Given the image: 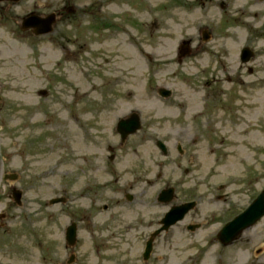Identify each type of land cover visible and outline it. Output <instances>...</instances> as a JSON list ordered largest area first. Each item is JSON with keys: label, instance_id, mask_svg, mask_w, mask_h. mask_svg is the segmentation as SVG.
<instances>
[{"label": "rangeland", "instance_id": "374dc122", "mask_svg": "<svg viewBox=\"0 0 264 264\" xmlns=\"http://www.w3.org/2000/svg\"><path fill=\"white\" fill-rule=\"evenodd\" d=\"M78 1L87 4V13H66L59 34L34 37L19 33L15 25H0V264H66L71 253L72 264H264V217L230 247L214 241L204 244L199 233L191 237L200 244L191 243L183 224H177L155 238L149 259L142 261L145 240L170 205L156 201L160 189L178 177L188 189L191 180L216 185L235 173L228 188L218 193L228 191L235 207L248 204L264 189V136L252 130L251 145L243 138L236 142V154L226 162L231 167L224 169L213 164L214 154L221 151L217 134L194 146L200 161L189 174L176 169L172 133L186 120L173 121V99L163 103L153 91L144 92L136 40L119 30L109 35L107 25L97 27L107 19H138L134 0H118L116 5L108 0ZM31 3L41 8L43 0H24L18 11L31 9ZM153 3L162 16L161 64L153 79L174 88L178 99L186 100L180 78L187 71L186 59L179 64L175 57L180 39L190 38L195 44L206 28L213 37L206 46L213 51L218 37L225 36L229 69L236 66L233 54L241 45L254 43L258 51L264 45V0ZM84 65L90 70L79 71ZM39 91L44 96H38ZM263 94L259 92V101ZM105 100L111 101L109 106L100 103ZM96 103L102 109L93 114ZM133 110L139 112L142 127L125 140L128 154L115 165V172L106 174L101 163L94 176L93 157L100 158L108 145H120L115 123ZM156 138L166 142L167 156L155 147ZM255 143L258 151H253ZM13 172L16 181L2 179L3 173ZM247 175L251 179L244 184ZM10 187L21 189L22 207L9 202ZM202 190L205 185L193 195ZM207 192L205 197L210 196ZM126 193L133 195L131 201ZM60 196L67 202L48 205L49 199ZM207 207L211 206L204 200L202 209ZM71 221L77 225V239L73 247H66L63 230ZM258 249L263 251L254 257Z\"/></svg>", "mask_w": 264, "mask_h": 264}, {"label": "flooded vegetation", "instance_id": "af4514ba", "mask_svg": "<svg viewBox=\"0 0 264 264\" xmlns=\"http://www.w3.org/2000/svg\"><path fill=\"white\" fill-rule=\"evenodd\" d=\"M25 2L27 3V0ZM108 2L116 5L119 1L108 0ZM125 2L121 1V4ZM152 2L153 0H134V5L139 9L141 18L136 20L121 19L117 22L113 21L114 18L107 19L102 21L103 25L97 27L107 25L109 35H115L119 30L126 34L127 38L136 40L137 60L141 66V75L144 77L145 86L151 89L152 84H154V91L157 92L159 87H156L153 76L160 65L158 60L161 59L162 53L159 48L162 38V16L159 14L157 4H152ZM86 5V3L81 5L78 0H43L39 6L41 8H36L37 5L31 3V9H20V13L18 11L19 2L1 0L0 25H15L19 28L21 20L29 13H34L39 18L54 13L56 20L50 34H59L61 26L66 23V13H70L73 17L79 14L85 15L87 13ZM94 21L91 20L90 22L93 27L96 26ZM24 33L32 34L30 30ZM218 38L220 40L213 51H209L210 47L206 46V42L197 41L193 44L192 39L190 40L189 46L192 44V50L186 58L187 71L184 77L181 76V81L186 83V101L176 98L178 94L175 89L171 90L169 96V99H175V105L172 108L175 113L173 121L183 122L186 120L184 124L178 126L175 133H172L176 139L172 149L173 164L176 169H183L187 174L192 170L188 167L192 168L197 161H200L196 157L198 149H195L194 146L201 140L210 141L218 134L221 151L217 156L213 153V164L218 163L225 169L231 167L229 166L231 161H229L228 166L226 164L227 156L235 150L236 141L239 138L252 139L253 135H249L252 130L264 133V45L258 51L257 46L251 43L253 51L246 62L242 61V55L239 52L234 53L233 63L236 66L229 69L226 65V60L229 59L230 54L226 50V38L225 36ZM146 43H148V50ZM199 55L204 57H199ZM94 56L95 54H93ZM176 58L178 63L183 62L179 56ZM202 58L205 59L204 62H202ZM79 70L89 71L90 69L84 65ZM226 84L228 86L225 88ZM259 92L263 94V99L260 97V101ZM103 102L107 103L108 106L111 103L109 100L100 103ZM258 103H261V106H258ZM98 108L102 109V106H99L98 103L93 105V114L97 113ZM252 126L253 128H251ZM120 145L108 147V152L102 154L100 158L98 156L93 157L94 176L99 171L101 163L106 174L115 171V165L121 163L128 154ZM203 185H205L206 190L199 191L194 196L197 187ZM228 186H218V189L225 190ZM174 189L176 204L195 201L193 209L187 212L181 221L177 222L183 224V228L188 230L190 237L199 233L202 239L204 236H207L208 239L213 238L223 223L243 210V207L231 205V196L227 195L228 191L224 194L218 193V190L213 188V184L209 180H191L188 189H185L182 181L178 179L174 184ZM204 191H208L207 194L210 196L205 197ZM7 198L12 203L10 197L7 196ZM204 200L211 206L207 207L208 210L202 209ZM220 205H225V207ZM155 227H158V222Z\"/></svg>", "mask_w": 264, "mask_h": 264}, {"label": "water", "instance_id": "95a60500", "mask_svg": "<svg viewBox=\"0 0 264 264\" xmlns=\"http://www.w3.org/2000/svg\"><path fill=\"white\" fill-rule=\"evenodd\" d=\"M29 19V20H28ZM33 18H27L26 19V25H24L23 28H28L30 26H34L35 29H33L34 34H43L50 30L51 28V22H52V16H48L44 20L41 21L40 25L36 23V25H30L33 23H29ZM204 37H207L205 34ZM139 119L136 114L131 115L129 119L120 120L117 124L118 131L122 134L123 137H126L127 134L133 133L139 128ZM9 179H15L16 176L14 174L11 175H5L4 178ZM21 196V191L14 189L13 191V198L15 201H19V198ZM173 196V189L168 188L166 190H162L159 194L158 200L161 202H169L172 199ZM129 199L131 197H128ZM58 201H64L63 198H56L50 201V203L58 202ZM188 204H183L180 206H174L171 207V209L165 213L164 217L161 220V223H163V226L161 229H157L154 231V233L151 235V238L146 243V250L144 253V258H146L149 254V251L151 249V241L152 238L159 233L162 229H167L171 224L175 223L177 220L181 219L183 214L188 210ZM264 214V191L258 195V197L252 202V204L240 215H238L234 220L229 222L221 231L220 235L218 236V239L223 242L224 244L229 243L234 238H236L239 233L252 225L257 219H259ZM65 237L69 244L74 243L75 241V225L71 224L67 227L65 231Z\"/></svg>", "mask_w": 264, "mask_h": 264}]
</instances>
